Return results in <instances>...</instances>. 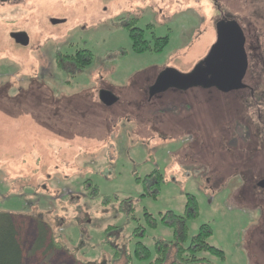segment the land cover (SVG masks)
<instances>
[{"label": "rangeland", "instance_id": "374dc122", "mask_svg": "<svg viewBox=\"0 0 264 264\" xmlns=\"http://www.w3.org/2000/svg\"><path fill=\"white\" fill-rule=\"evenodd\" d=\"M130 20L147 39L168 37L166 47L134 53ZM232 23L262 75L244 83L262 90L264 0H0V213L12 216L22 264H150L157 241L169 245L163 264H171L174 228L160 218L184 217L188 197L196 213L184 222L188 241L206 225L207 243L223 253H198L204 264H264L256 106L246 109L241 92L226 97L206 86L196 98L161 93L217 79L220 28ZM15 32L29 44L14 43ZM76 50L91 54L84 69L58 63ZM207 69L213 79L200 80ZM156 77L165 85L155 89ZM101 91L118 102L103 105ZM155 170L153 196V180H144ZM39 221L46 243L35 249ZM138 226L145 234L135 239ZM51 241L58 246L47 249ZM138 241L149 260L132 257Z\"/></svg>", "mask_w": 264, "mask_h": 264}, {"label": "trees", "instance_id": "16d2710c", "mask_svg": "<svg viewBox=\"0 0 264 264\" xmlns=\"http://www.w3.org/2000/svg\"><path fill=\"white\" fill-rule=\"evenodd\" d=\"M132 24H127L125 26L129 39L131 41V48L134 53H144L154 51L156 53L161 52L168 43V37L156 38L152 33L150 40L146 41L145 34L143 30H139ZM58 63L61 65L62 61L73 65L75 70L81 71L86 66L90 64L91 54L86 50H76L74 55L65 56L64 58L57 57ZM153 180V186L151 188V195L156 196L157 188L161 182V175L158 171L148 175L145 181ZM148 195V194H147ZM195 211V201L192 197L187 198V203L185 205V216L178 217L171 212H167L165 215L161 216L160 222L162 225H167L168 227L174 228V240H175V256L174 261L171 264H204L208 263L206 259L199 258L196 255L200 252H206L212 256L218 257L223 260V253L211 247L207 241L211 235L209 227L203 225L199 228L198 233L193 236L188 241L187 229L185 227V220L192 219L196 217ZM144 222L151 229H156L157 223L155 219L146 214ZM177 225L179 229L177 230ZM45 224L39 221L37 225V236H36V246L35 249L41 247L44 248L46 243L47 231L44 227ZM17 228L12 220V216L8 213H0V264H22L23 261V251L18 240ZM145 234V229L143 227H137L134 230L133 237L135 239L143 238ZM187 243V246L185 244ZM58 245L56 242H50L47 249L56 248ZM169 250V245L165 244L163 241H157L154 245V252L157 253V258L150 264H163L166 260L167 253ZM150 250L144 246L141 242H137L133 249V258L140 261H147L150 258ZM117 251L114 256L117 255ZM132 259V258H130Z\"/></svg>", "mask_w": 264, "mask_h": 264}, {"label": "water", "instance_id": "95a60500", "mask_svg": "<svg viewBox=\"0 0 264 264\" xmlns=\"http://www.w3.org/2000/svg\"><path fill=\"white\" fill-rule=\"evenodd\" d=\"M63 22L64 21L55 19L51 20L52 25L61 24ZM10 38L21 46H27L29 44L28 36L25 33H11ZM220 38L226 43L225 50L223 49L215 59L216 62L219 63L218 77L210 85L221 86L219 89L226 92L243 89L244 84L242 81L248 66L247 55L244 50L245 38L243 32L238 25L232 23L229 26H221ZM206 71L205 74H209V72L212 73V69L210 71L207 69ZM223 72L227 73L226 76L222 75ZM204 75L201 79L203 81ZM211 78L213 79V77ZM221 78L226 80V82H219ZM208 79H210V77L205 80ZM227 79H229V82H227ZM99 101L105 106H111L117 99L110 92L101 91L99 93ZM258 187L264 188V184L259 182Z\"/></svg>", "mask_w": 264, "mask_h": 264}, {"label": "flooded vegetation", "instance_id": "af4514ba", "mask_svg": "<svg viewBox=\"0 0 264 264\" xmlns=\"http://www.w3.org/2000/svg\"><path fill=\"white\" fill-rule=\"evenodd\" d=\"M132 21V25H133V21L134 20H130ZM51 22V21H50ZM218 22V20L216 21V23ZM136 28V26H133ZM23 33V32H21ZM28 40H29V37H28ZM146 41H149L150 39L148 38H145ZM14 42V40H13ZM15 43V42H14ZM245 44H246V40H245ZM244 49H245V52H246V55H247V62H248V66H247V70H246V73H245V76L243 78V84H244V88L243 89H240V90H237V91H229V92H226V91H222L219 89V87L221 86H214V85H201L199 83H196V80L197 77L194 76V79L193 78H187L186 81H194V84H188V85H178V88L176 87L175 90H171V89H167V90H164L163 92H161L162 94H166V93H169V92H173V93H176V94H184V96L188 95V94H192L195 98L197 97L196 93H199L202 91L203 88H206V87H209V90L210 92H213L215 94H220V95H223V96H226V97H229L231 96V94L233 92H241V103L242 105L246 106L245 108L246 109H249L250 106H256V113H257V116H258V120L260 122H262L264 124V87L263 89L261 90V85L259 86H256L254 82V84L250 85V84H246L244 83V79L246 76L250 77L252 79V76H255V78L259 81V80H262V75L259 74L260 70H257L256 71V65L254 63V68H253V65L251 67L250 65V54L247 52V46L244 45ZM70 65V64H69ZM263 69V71L261 72V74H264V52H263V55H262V63L260 65ZM251 71V73H250ZM207 72V71H206ZM249 73V74H248ZM248 74V75H247ZM213 76V73H210L209 74H205L204 75V80L207 79L208 77H212ZM207 77V78H206ZM202 79V76L200 78V80ZM219 82H226V80L224 79H220ZM227 82H229V79H227ZM258 83V82H257ZM152 86H154L155 89L159 88V87H162L165 85V83H163V79H158V77L154 78L153 80V83L151 84ZM202 86H206V87H202ZM211 86V87H210ZM159 94V93H158ZM118 102V100L114 103L116 104ZM168 104H170L171 102H167ZM181 104H183L184 106L187 105L188 103L187 102H182ZM249 106V107H248ZM263 106V108H262ZM198 131L200 133V126L198 128ZM263 146H264V142H263ZM261 151V150H260ZM262 183L264 184V176L262 178H260L257 182V188L258 189H261V190H264L263 187H258V184Z\"/></svg>", "mask_w": 264, "mask_h": 264}]
</instances>
